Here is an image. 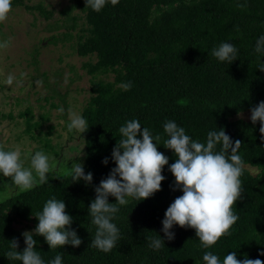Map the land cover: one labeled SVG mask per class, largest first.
<instances>
[{"label":"trees","instance_id":"obj_1","mask_svg":"<svg viewBox=\"0 0 264 264\" xmlns=\"http://www.w3.org/2000/svg\"><path fill=\"white\" fill-rule=\"evenodd\" d=\"M27 1L12 0V6L35 10L44 18L51 15L42 3L29 5ZM85 3L68 0L60 13L71 21V28L81 20L72 45L76 55L94 57L82 63L85 72L92 77L112 75L109 81L90 79V95L80 112L89 125L86 132L79 133L82 164L85 174L91 172L93 179L90 184L73 182L69 167L48 178L47 184L0 197V264H21L7 258L9 241L16 238L17 251L24 249L22 233L36 228L35 216L52 197L65 203L66 213L73 218L70 228L82 243L79 247L49 248L42 236L34 234L35 249L45 264L61 253L62 264H206V251L221 261L233 251L240 260L264 261V255L259 254L264 252V140L260 122L253 124L250 119V109L264 101V71L257 67L264 63V56L254 51L256 40L264 35V0H119L115 6L107 3L100 12ZM71 37L65 33L60 40ZM55 40L50 36L51 42ZM224 42L238 49L231 64L212 55ZM129 81V90L120 87ZM242 113H247V118L239 116ZM1 116L14 118L12 112ZM16 117L22 119V133L38 140L42 151L56 154L47 138L51 126L44 132L41 129L46 117L32 120L28 108L18 111ZM132 119L153 136L160 135L158 151L169 158L162 170L165 179L161 190L150 198L129 197L126 205H118L112 222L120 239L116 248L105 253L91 245L97 226L91 223L88 208L95 199V187L116 167L111 154L120 137L119 128ZM169 120L199 142H206L209 131L223 128L233 142H242L238 154L244 166L255 169L251 173L244 167L240 178L244 191L233 206L239 219L230 234L208 249L201 246L195 229L174 225L171 241L162 232L166 209L183 194L173 190L175 179L169 171L177 157L163 147L168 139L163 125ZM104 158H108L107 164L102 163ZM2 192L0 186V195ZM108 200L116 202L112 196ZM14 222L21 225L16 228ZM157 235L164 240V247L154 250L149 244Z\"/></svg>","mask_w":264,"mask_h":264},{"label":"clouds","instance_id":"obj_2","mask_svg":"<svg viewBox=\"0 0 264 264\" xmlns=\"http://www.w3.org/2000/svg\"><path fill=\"white\" fill-rule=\"evenodd\" d=\"M115 6L119 0H86L85 6L95 12H100L107 3ZM244 8L246 4H237ZM12 11V0H0V23L8 19ZM10 41L0 43V49H7ZM254 51L264 56V35L255 43ZM212 55L219 61L231 64L237 59L238 49L229 42L221 43L214 48ZM257 67L264 71V63ZM14 77L9 75L6 83L11 85ZM124 90L132 87L131 82L120 85ZM63 113L64 109H58ZM251 122H260L261 139L264 140V101L250 109ZM69 131L76 130L80 134L88 130V122L81 115L72 113ZM163 130L168 139L164 141V148L174 152L177 159L169 167L175 179L173 190L179 189L182 195L176 197L164 213L162 232L171 241L174 233L170 231L174 225L181 228L195 229V234L205 249L215 245L239 219L233 211V206L242 198L241 176L244 162L238 154L242 142L233 140L223 128L209 131L206 142L193 140L174 121H166ZM120 137L112 150V159L116 167L107 178L102 179L95 187V199L89 206L91 223L97 226L95 237L91 245L105 253L116 248L120 239V232L113 219L119 211V206L126 205L128 198L143 200L150 198L161 190V182L165 179L162 170L168 164V157L158 151L156 141L160 135L153 136L147 127H142L137 119L129 120L119 128ZM31 166L25 167L21 160L19 147L5 151L0 146V173L10 177L12 184L22 191L32 190L38 185L48 183V176L53 171L49 157L43 151H37L31 157ZM108 163V158L102 160ZM73 182L83 180L90 184L93 179L91 172L85 174L81 162H76L69 168ZM115 198V203H109L108 197ZM35 218L38 220L36 228L22 233L24 244L22 251H17L19 242L16 238L9 241L10 250L6 256L9 260L20 261L21 264H45L40 252L35 249L37 241L33 235L42 236L49 248H59L64 245L79 247L82 240L77 232L71 229L73 218L66 213L63 200L52 197L46 201L43 209ZM154 250L164 247V240L160 236L153 238L149 244ZM264 255V252L259 253ZM203 261L206 264H264L260 259H237L233 251L221 259L212 252H205ZM49 264H62V253L57 254Z\"/></svg>","mask_w":264,"mask_h":264},{"label":"rangeland","instance_id":"obj_3","mask_svg":"<svg viewBox=\"0 0 264 264\" xmlns=\"http://www.w3.org/2000/svg\"><path fill=\"white\" fill-rule=\"evenodd\" d=\"M26 3H42L51 10V15L44 18L35 10L12 6L8 19L0 23V43L10 41L7 49H0V146L7 151L19 147L24 166L30 167L31 157L42 151V144L22 133V119L16 117V113L28 108L32 120L46 117L41 120V129L44 132L51 126L47 138L56 151V154L51 150L43 151L53 166V171L46 174L50 178L76 162L82 163L83 144L79 132L69 131L67 125L72 113L80 115L90 95V79L109 81L112 75L92 77L81 67L83 62L93 61L94 57L75 54L72 43L81 20L77 19L71 28V21L61 15L60 11L68 5V0H28ZM65 33H69L71 39L60 40ZM50 36L56 40L51 42ZM9 75L14 77L11 85L6 83ZM60 108L64 109L63 113L58 111ZM7 112H12L14 118L8 120L1 116ZM239 116L247 118L248 114ZM244 167L255 172L253 167ZM1 175L3 192L0 197L19 189L12 184L10 177L7 181ZM20 225L13 223L16 228Z\"/></svg>","mask_w":264,"mask_h":264}]
</instances>
